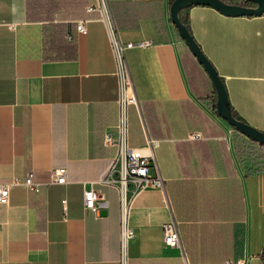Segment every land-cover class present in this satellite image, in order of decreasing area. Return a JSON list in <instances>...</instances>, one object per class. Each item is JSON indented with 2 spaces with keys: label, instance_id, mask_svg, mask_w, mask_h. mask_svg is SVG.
Listing matches in <instances>:
<instances>
[{
  "label": "crops",
  "instance_id": "0c3cea01",
  "mask_svg": "<svg viewBox=\"0 0 264 264\" xmlns=\"http://www.w3.org/2000/svg\"><path fill=\"white\" fill-rule=\"evenodd\" d=\"M108 1L124 40H152L126 51L138 98L127 106V143L158 139L164 178V188L133 202L126 264H264V147L252 159L251 138L214 110V85L171 21V0ZM93 3L0 0V181L31 171L44 183L39 191L17 184L0 203V264H122L119 192L98 181L114 153L104 132L117 121L118 81L109 27L87 11ZM179 14L230 106L264 131V13L194 4ZM83 17L86 33L76 29ZM58 166L66 182L51 181ZM91 185L106 200L96 211L83 200ZM172 216L178 246L162 240L161 224Z\"/></svg>",
  "mask_w": 264,
  "mask_h": 264
},
{
  "label": "built area",
  "instance_id": "2783aa9c",
  "mask_svg": "<svg viewBox=\"0 0 264 264\" xmlns=\"http://www.w3.org/2000/svg\"><path fill=\"white\" fill-rule=\"evenodd\" d=\"M87 11H98V17L103 19L109 27L110 46L114 58V73L118 81L117 106L118 116L113 128L104 132V144L114 147V153L98 181L114 185L120 197L121 222H120V260L122 264L127 262L128 245L135 232L130 224V212L136 197L148 188H164L162 177L154 154V147L158 145V139H149L145 146H131L127 143V106L131 103L138 104V98L134 92L130 75L126 51L132 47H145L151 44L148 38L136 41L124 40L119 32L109 7L108 0H95V3L87 6ZM89 17L77 20L76 29L80 33H86ZM71 38L70 35H67ZM200 131H191L190 138H199ZM154 166L155 173L150 171ZM66 167L58 166L52 170L53 182H66ZM24 184L32 191H39L43 182L36 181L30 171L20 179L14 177L9 181H0V203H6L9 199L10 189ZM83 200L87 208L96 211L106 205L104 195L92 185L83 189ZM63 208H66L65 199L62 200ZM162 240L166 245L178 246L181 244V236L178 221L175 217L163 221ZM238 264H245L239 260Z\"/></svg>",
  "mask_w": 264,
  "mask_h": 264
},
{
  "label": "water",
  "instance_id": "95a60500",
  "mask_svg": "<svg viewBox=\"0 0 264 264\" xmlns=\"http://www.w3.org/2000/svg\"><path fill=\"white\" fill-rule=\"evenodd\" d=\"M248 1L252 2L253 5L246 4ZM194 4L210 5L226 15H260L264 13V0H172L169 7L171 21L178 29L191 52L202 64L214 85L218 114L247 137L264 144V131L232 114L227 89L222 78L186 24L181 20L180 10Z\"/></svg>",
  "mask_w": 264,
  "mask_h": 264
},
{
  "label": "trees",
  "instance_id": "16d2710c",
  "mask_svg": "<svg viewBox=\"0 0 264 264\" xmlns=\"http://www.w3.org/2000/svg\"><path fill=\"white\" fill-rule=\"evenodd\" d=\"M172 1V0H171ZM180 18H181V20L186 24V26L188 27V29H189V24H188V18L187 17H185L184 15H180ZM213 108H214V110L217 112V110H216V99L213 101ZM231 111H232V114L235 116V117H237V118H239V119H242L237 113H236V111L231 107ZM232 127H234V126H232ZM234 129H236L235 127H234ZM258 146V147H257ZM261 147H264V144H262V143H260V142H258V141H256V140H250L249 141V144L248 145H246V154H250V157L253 159V158H260V157H262V153H258V151L259 150H261L262 148ZM255 153V154H254ZM262 255H263V257H264V248H263V251H262Z\"/></svg>",
  "mask_w": 264,
  "mask_h": 264
},
{
  "label": "rangeland",
  "instance_id": "374dc122",
  "mask_svg": "<svg viewBox=\"0 0 264 264\" xmlns=\"http://www.w3.org/2000/svg\"><path fill=\"white\" fill-rule=\"evenodd\" d=\"M246 4H250V5H253V3H252V2H249V1H248V2H246Z\"/></svg>",
  "mask_w": 264,
  "mask_h": 264
}]
</instances>
